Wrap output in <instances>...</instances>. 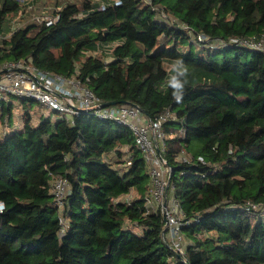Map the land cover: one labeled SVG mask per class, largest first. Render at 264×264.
Returning <instances> with one entry per match:
<instances>
[{
  "label": "trees",
  "instance_id": "trees-1",
  "mask_svg": "<svg viewBox=\"0 0 264 264\" xmlns=\"http://www.w3.org/2000/svg\"><path fill=\"white\" fill-rule=\"evenodd\" d=\"M101 1L66 3L55 23L12 29L22 5L0 0V68L24 59L76 75L103 104H133L150 120L170 109V182L186 219L198 221L182 228L179 255L162 217L145 209L149 177L126 126L86 115L34 122V101L11 100L0 103V123L19 107L22 127L0 136V264H264V219L251 208L264 206V55L210 47L262 37L264 0ZM177 58L190 72L179 104L166 86ZM182 151L189 164L176 161ZM59 176L70 192L62 237L51 190Z\"/></svg>",
  "mask_w": 264,
  "mask_h": 264
},
{
  "label": "built area",
  "instance_id": "built-area-1",
  "mask_svg": "<svg viewBox=\"0 0 264 264\" xmlns=\"http://www.w3.org/2000/svg\"><path fill=\"white\" fill-rule=\"evenodd\" d=\"M103 6L104 2L101 1L99 7L103 8ZM159 18L169 22L164 16ZM57 20L58 17L54 15L41 21L55 23ZM178 26L187 30L193 42L204 41V36L194 37L187 25L178 24ZM230 46L250 49L264 55V35L258 39H230L227 42L214 41L210 44V47L216 48ZM105 60L108 61L109 57H105ZM14 99L32 100L43 107L45 109V113L42 114L43 119L53 121L56 118L52 119L50 113H56L57 118L72 122L74 118L86 115L104 122L126 126L144 160L149 177L150 188L145 197V209L162 217L165 237L176 253L184 254L187 241L182 228L197 222L198 219H186L174 196V185L170 182L172 171L164 157L166 137L163 130L165 123L176 121L170 109H165L155 119L150 120L133 104L123 103L104 107L102 101L76 75L64 77L42 71L24 59L5 63L0 68V103H8ZM197 160L205 165L202 158ZM176 161L189 164L192 158L182 151L177 155ZM51 190L54 206L58 209V236L62 237L68 229V220L63 210L67 196L70 194L68 181L62 176L57 177ZM131 198L130 192L122 201L128 202ZM251 208L256 211L258 217L264 219V206Z\"/></svg>",
  "mask_w": 264,
  "mask_h": 264
},
{
  "label": "rangeland",
  "instance_id": "rangeland-1",
  "mask_svg": "<svg viewBox=\"0 0 264 264\" xmlns=\"http://www.w3.org/2000/svg\"><path fill=\"white\" fill-rule=\"evenodd\" d=\"M81 1L82 0H19L20 4L22 5V9L18 15L12 18L11 28L15 29L18 27H23L27 23H31V22L37 23L44 18L50 17L56 10H58L66 3H71V2L79 3ZM91 1L94 4L101 3V0H91ZM13 102L16 103L17 100L14 99ZM41 113H45V109L39 106V108L36 110V113L32 117L34 122H36L37 117ZM50 114L52 119L57 118L58 116V114L56 113H50ZM21 116H22V112L21 109L18 107L14 110V114L12 116L11 122L8 121V123H0V136L7 133V131L11 129L14 125L21 124L22 123ZM177 133L179 134V131H177Z\"/></svg>",
  "mask_w": 264,
  "mask_h": 264
},
{
  "label": "clouds",
  "instance_id": "clouds-1",
  "mask_svg": "<svg viewBox=\"0 0 264 264\" xmlns=\"http://www.w3.org/2000/svg\"><path fill=\"white\" fill-rule=\"evenodd\" d=\"M117 2L119 3V0ZM189 75V67L182 58H177L171 63L166 86L171 90V96L178 104L183 102ZM5 209L4 201L0 200V213Z\"/></svg>",
  "mask_w": 264,
  "mask_h": 264
},
{
  "label": "crops",
  "instance_id": "crops-1",
  "mask_svg": "<svg viewBox=\"0 0 264 264\" xmlns=\"http://www.w3.org/2000/svg\"><path fill=\"white\" fill-rule=\"evenodd\" d=\"M39 108V107H38ZM41 111V110H40ZM43 114V113H41ZM41 114L37 117V120L39 119V117L41 116ZM14 119V118H13ZM33 119V118H32ZM36 120V122H37ZM20 121V120H19ZM22 127V123L21 124H17V125H14L11 129H9L7 132H11V131H14V130H18Z\"/></svg>",
  "mask_w": 264,
  "mask_h": 264
},
{
  "label": "water",
  "instance_id": "water-1",
  "mask_svg": "<svg viewBox=\"0 0 264 264\" xmlns=\"http://www.w3.org/2000/svg\"><path fill=\"white\" fill-rule=\"evenodd\" d=\"M112 105H115V104H114V103H104V104H103L104 107L112 106Z\"/></svg>",
  "mask_w": 264,
  "mask_h": 264
}]
</instances>
